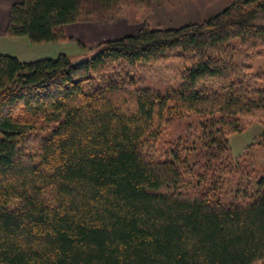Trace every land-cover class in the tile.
<instances>
[{
  "label": "trees",
  "instance_id": "16d2710c",
  "mask_svg": "<svg viewBox=\"0 0 264 264\" xmlns=\"http://www.w3.org/2000/svg\"><path fill=\"white\" fill-rule=\"evenodd\" d=\"M119 2L21 0L6 34L66 41L86 9ZM240 47L264 49V0L77 61L0 54V264H264V173L222 202L239 166L229 135L264 122V74L238 76ZM169 59L178 90L138 86L136 71Z\"/></svg>",
  "mask_w": 264,
  "mask_h": 264
},
{
  "label": "rangeland",
  "instance_id": "374dc122",
  "mask_svg": "<svg viewBox=\"0 0 264 264\" xmlns=\"http://www.w3.org/2000/svg\"><path fill=\"white\" fill-rule=\"evenodd\" d=\"M231 3L232 0H120L109 12L99 8L86 9L77 21L66 25V41H28L30 50L24 48L23 43V47H20L17 39L5 46L4 52L12 54L19 51L21 57L31 60L39 57L55 58L60 53H66L72 60L77 61L94 54V50L103 41L135 34L145 26L171 28L200 23L222 12ZM235 62L239 77L247 76V72H250L245 66H252L255 76L264 74V49L249 52L240 47ZM181 67L178 59L152 63L135 72L137 84L139 87L163 93L178 90L181 84ZM194 118L195 115H191L179 124L183 126L187 122L186 125H193L191 121ZM177 132L183 133L182 128H178ZM173 134L177 137L179 133ZM2 136L0 132V138ZM229 140L231 156L235 160L234 167L238 165L237 162L239 166L233 183L224 185L222 202L226 205L242 199V194L235 192L237 183L242 182L251 190L264 173V122L261 124L248 121L240 131L230 134Z\"/></svg>",
  "mask_w": 264,
  "mask_h": 264
},
{
  "label": "crops",
  "instance_id": "0c3cea01",
  "mask_svg": "<svg viewBox=\"0 0 264 264\" xmlns=\"http://www.w3.org/2000/svg\"><path fill=\"white\" fill-rule=\"evenodd\" d=\"M20 1L21 0H0V54H5L4 52L5 46H9L11 43H13V41H16L17 39H18L17 41H20V47L24 46V48L31 50V48H28V41L30 40L27 36H20L19 38H17L15 36H9L6 34V28H7V24L9 20V14H10L11 7L15 3L20 2ZM22 43H23V46H22ZM18 52L19 51H15V53H12L9 55L17 56L19 59L23 61H27V60L31 61V59H24L23 57H21L20 53ZM39 58H34L32 60H36Z\"/></svg>",
  "mask_w": 264,
  "mask_h": 264
}]
</instances>
